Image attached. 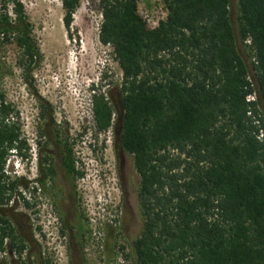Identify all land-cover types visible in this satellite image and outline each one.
<instances>
[{"label":"trees","instance_id":"1","mask_svg":"<svg viewBox=\"0 0 264 264\" xmlns=\"http://www.w3.org/2000/svg\"><path fill=\"white\" fill-rule=\"evenodd\" d=\"M60 3L68 31L78 0ZM96 3L97 40L120 72L119 145L137 175L141 225L126 252L119 246L124 264H264V0H234L233 8L230 0H160L166 16L153 28L136 0ZM9 43L30 72L40 52L23 7L0 0V44ZM100 87L90 86V112L104 132L114 109ZM252 92L256 99L246 101ZM11 113L0 92V208L18 181L4 174L8 156L26 157ZM38 116L50 117L40 102ZM61 163L72 184L82 176L70 147ZM23 243L0 213V252L20 255ZM31 264L50 262L38 254Z\"/></svg>","mask_w":264,"mask_h":264},{"label":"rangeland","instance_id":"2","mask_svg":"<svg viewBox=\"0 0 264 264\" xmlns=\"http://www.w3.org/2000/svg\"><path fill=\"white\" fill-rule=\"evenodd\" d=\"M17 1L40 60L25 73L17 64L16 46L0 44V92L12 108L9 121L18 124L26 144L25 158L10 154L4 164V174L18 181L0 208L24 240V250L17 255L5 249L0 252V264H31L38 254L50 264H124L119 246L126 252L141 225L135 197L137 175L131 156L119 145L116 88L120 72L110 49L97 40L100 15L96 0H78L68 31L62 25L60 0ZM9 2L7 13L12 17ZM142 3H137V15L145 26L155 20L160 23L159 10H164L160 0ZM230 3L233 8L234 0ZM91 85L101 86L114 109L112 125L104 132H98L92 122ZM39 102L50 114L47 123L38 116ZM41 128L45 139L51 131L66 141L75 168L82 172L70 192L65 191L70 198L75 191L77 207L73 199L65 201L59 193L54 201L41 194L39 206L34 203V138ZM57 181L62 189L63 176L58 174Z\"/></svg>","mask_w":264,"mask_h":264},{"label":"flooded vegetation","instance_id":"3","mask_svg":"<svg viewBox=\"0 0 264 264\" xmlns=\"http://www.w3.org/2000/svg\"><path fill=\"white\" fill-rule=\"evenodd\" d=\"M43 137L45 136L43 135ZM64 142L66 143V141ZM34 144L37 148L34 174V203L39 206L38 204L41 194L48 196L50 195L52 201H54V197L59 193L61 198L65 201H70L73 199V203L75 204V207H77L78 198L75 195V191H73L72 198L67 195V192H70L71 190L72 182L69 175H67L64 171L61 163V152L65 154L68 151L69 145L66 143V145L61 148L60 145L51 137V135L49 138L42 139L38 143L35 142ZM44 158L46 161L43 160ZM47 167L51 169V176L46 175ZM58 174L63 176L64 179V181H62V189H60L61 182L57 181L55 184V178ZM37 211L38 210H35L34 212L37 213Z\"/></svg>","mask_w":264,"mask_h":264},{"label":"built area","instance_id":"4","mask_svg":"<svg viewBox=\"0 0 264 264\" xmlns=\"http://www.w3.org/2000/svg\"><path fill=\"white\" fill-rule=\"evenodd\" d=\"M136 2L138 3V2H141V4L143 5V3H142V0H136ZM139 6H140V4H139ZM141 7H139V9H140ZM147 11V10H146ZM159 20L158 21H160V22H162L164 19H165V16H166V12H165V10H159ZM147 15H146V13L143 15V18L144 17H146ZM159 23L157 22V20H155L154 22H152V25L151 26H149L148 28H153V27H155V26H157ZM246 42H248V40H246ZM256 98H255V93L254 92H252V93H249V94H247L246 96H245V100L246 101H254ZM257 122V121H256ZM262 134H263V131H262V129L260 128L259 130H258V132H257V135H256V137L258 138V139H260L261 137H262Z\"/></svg>","mask_w":264,"mask_h":264},{"label":"clouds","instance_id":"5","mask_svg":"<svg viewBox=\"0 0 264 264\" xmlns=\"http://www.w3.org/2000/svg\"><path fill=\"white\" fill-rule=\"evenodd\" d=\"M13 156L17 157L14 153L12 154ZM19 158V157H18ZM21 160V158H19Z\"/></svg>","mask_w":264,"mask_h":264}]
</instances>
